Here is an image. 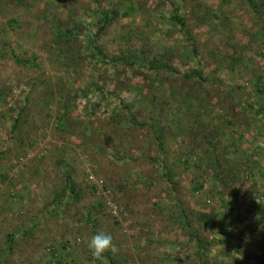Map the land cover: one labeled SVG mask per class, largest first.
Masks as SVG:
<instances>
[{"label": "rangeland", "instance_id": "rangeland-1", "mask_svg": "<svg viewBox=\"0 0 264 264\" xmlns=\"http://www.w3.org/2000/svg\"><path fill=\"white\" fill-rule=\"evenodd\" d=\"M121 1L0 0V249L7 247L9 234L16 235L0 264H51L56 257L62 264H200L196 242L189 241L188 228L175 216L177 200L190 212L201 208L220 214L216 231L205 232L213 243L204 264H239L235 257L245 259L243 264H263L264 221L250 207L256 199L264 205V111L257 113L264 99L258 92L264 85V56H258L264 51V18L245 0H136L128 16L98 29L99 5L108 10L122 4L118 9L123 12L128 2ZM170 1H183L192 41L170 23ZM255 2L264 10V0ZM200 13L209 14V25L197 23L194 17ZM67 30L80 33L73 45L83 55L88 46L102 53L70 65L57 53L55 39ZM228 40L247 53L234 71L215 66L208 55L213 44L218 49ZM193 41L203 48L197 56ZM135 50L140 56L167 53L181 73H163L165 83L146 68L145 75L126 68L117 77L115 70L122 67L109 58ZM75 56L67 53L72 62ZM198 71L203 78L195 76ZM197 93L202 101L187 110L184 96ZM65 102L71 113L61 120ZM122 103L139 121L150 116L158 121L166 157L174 163V186L151 159L157 151L147 128L126 131L131 119ZM23 108L24 124L15 128ZM226 117L231 124L224 123ZM212 125L219 127L209 138L219 142L223 168L245 158L252 165L242 183H234V188L241 186L239 203L225 217L234 221L232 233L223 220V204L232 199L214 189L210 172L204 173L205 190L194 192L192 180L201 171H185L181 163L195 138L190 130L201 131L200 142ZM232 140L239 142L238 153L232 151ZM223 145L232 151L229 155H222ZM68 178L79 185V201L62 193ZM34 223L31 234L20 235ZM99 232L112 236L117 251L96 260L88 241Z\"/></svg>", "mask_w": 264, "mask_h": 264}, {"label": "trees", "instance_id": "trees-1", "mask_svg": "<svg viewBox=\"0 0 264 264\" xmlns=\"http://www.w3.org/2000/svg\"><path fill=\"white\" fill-rule=\"evenodd\" d=\"M14 1L18 3L24 2V0H14ZM123 2H125V0L121 1V3ZM126 2H128L127 3L128 5L123 12H120V10L118 9V7H121L120 5L122 4L118 5L116 3V5L110 6L108 10H104L100 8V5H99L98 12L101 14V17H100V21H97L98 29L103 30L107 25L112 24L119 16H128L130 14L129 11L134 10L133 9L134 2H136V0H127ZM245 2L249 4V6L254 10L256 14L264 18V10L261 9L262 6L258 5L255 2V0H245ZM196 5H199V4H196ZM169 6L172 12V15L169 17L170 23L174 27H176L177 30L179 29L178 32L184 33L188 37L187 39L188 41H192V37H191L192 32L189 29L190 27L187 25V21L189 19L186 13H184L185 10L183 11V9H185L183 1L180 4L170 1ZM194 18H196L197 23L200 25H209L211 23V21L208 20L209 14L207 13H203V14L200 13L199 16H196ZM224 20H226V18L223 19L222 21ZM79 36H80V33L71 32L69 30L60 31L55 35L56 44L58 46L57 53L60 56H65L64 60H66L70 65L72 63L77 64L80 62L89 61L90 58L95 59V56L93 55L94 53H97L99 55L102 53L100 49H97L96 51H92L91 47L88 46V48L83 47L86 53V55H83L81 48L76 49L74 48V45H73L75 44V42L78 41ZM88 39H90V41L93 40L92 38H88ZM230 41L231 40H228L223 45L219 46L220 48L218 49H215L214 47H216V44H213L211 49L210 48L208 49V52H209L208 55L210 59H212L213 64L215 66L222 67V68L224 66V69L228 68L229 71H234L235 67L241 66L246 62L245 58H247L246 57L247 53L245 52L246 50H244V47H242V45L230 43ZM69 51H73L76 55L73 58L74 60L73 62L68 60L69 58L67 57V53ZM136 51L137 50L129 51V53L123 52V55L121 56H116V57L114 56V57L109 58L112 60L111 62L113 63L112 65H114V67H117V68L119 66L122 67L119 73L117 72V70H115L117 77L122 76L126 72L127 70L126 68H130L131 70H133V73L135 76L140 75V73L141 75L142 74L145 75V73L141 71L143 68H146L148 70L155 71L156 75L158 77H161L159 79L165 83V80L167 78L162 76L163 73H173V72L181 73L180 69H178L177 67H174L173 64L169 63V59L171 57H168L167 53L159 54L157 56L147 55V54H143L142 56H140L139 54H136ZM193 51H195V55L197 56L199 55V52L201 51L203 52V48L200 47L199 49V46L195 43V41H193ZM258 56L263 57L264 51L263 52L259 51ZM23 62L24 64L26 63L25 61ZM194 73H195V76H199V77L201 76L203 78L202 71H198ZM191 76L192 78L194 77L193 74H191ZM145 78L146 79L148 78L149 81L152 80V76L150 77L146 76ZM127 81H129V79H127ZM121 83H123V81H121ZM60 87H62V85ZM127 90L129 91L132 90L131 85L128 84ZM258 92L261 95H264V85L262 86V89L258 90ZM138 94H139L138 96H140V92H138ZM154 97L157 98L156 96ZM184 98H185V105H186L185 107L187 110L193 109V107L196 106L195 101H202V97L199 93H197V95H192V96L185 95ZM69 103L65 102V104H63L64 107L66 108V111L63 112L61 116L59 117L61 118V120H68L69 114L71 113V109L69 108L70 106ZM262 103L263 105H261L258 108L257 113L264 111V99ZM122 106L126 110V112L128 113V116L131 119V123L128 125V129L126 131L129 130L128 134L129 133L135 134V132L140 130L141 128L142 129L145 127L147 128L148 132H150L149 134L152 136V139H153L152 143L155 144L156 151H157V157H152L151 159L154 162L159 164L161 171L163 172L164 177L166 178L167 183L170 184V186H174L175 177H176V173L174 172V163L170 164V162L168 161L166 157L167 155L166 154V143H165L166 138H165V134L162 128H160L158 121L156 120V118H153L152 116H150L148 119L144 121H141V120L139 121V119L136 116L137 114L133 113V111H129V107L127 105H124L122 103ZM209 108H210V104H209ZM209 108L204 109V111L210 112L212 109H209ZM242 109H243V112H247V110H249V107L243 104ZM26 112H27V109L23 108L22 112L19 113L17 117V121L15 123V128L17 127L22 128L24 124V121L22 122L23 115H25ZM228 115L230 114L227 113L226 111V116ZM230 116H233V115H230ZM218 119L219 117H217L216 121H218ZM224 119H225L224 123L226 122L227 124H231L230 121H226V120H229L228 117ZM166 121L167 119L164 122ZM197 121L200 123V119H197L196 122ZM220 121L223 123V119H221ZM216 124H221V123L218 122ZM186 127H189V126H186ZM190 132H192L195 138L190 141L188 148L185 150V153H184L185 159L182 160L181 163H183L185 171H189L193 167L196 168L195 170L197 173L200 174V171H201L200 177L192 180L193 185H194L192 187V190L194 192L204 191L205 182H206L204 173H206L207 175L210 172V174L212 175V178L214 179L213 180L214 189L219 193V195L229 196V198L232 199L231 201L228 202L229 203L228 205L223 204V206H225L224 208L227 210V213L223 215V220L225 224L227 225V230L231 232L232 230H234V227H232L234 224V221H230V220L226 221L225 217H227L228 212L233 207H235L236 204L239 203V196L241 192V186H239L238 188L237 187L234 188V183L236 184L242 183L243 181L242 174L245 173L244 171L246 169L247 171H250L252 169V165L250 161H248L247 158H245V161H242V163L240 162L238 166L229 167L227 170L223 168V164L221 163V159H220L221 155H219L218 149H217L219 147V142L217 141L215 142L214 139L209 138L210 136L216 135V133L218 134L219 132L218 126L212 125L211 129H209L207 132H204L202 139L200 137V140H202L200 142L198 139V135H200L201 131L191 129ZM124 133L127 134V132H124ZM185 133L186 131L184 129L181 131V135H180L182 137L181 140L183 144L186 143V140L184 137ZM258 134L262 135L263 131L262 132L260 131V133ZM241 137L242 136H240V138ZM231 146H232L233 153L235 152L238 153L239 142L236 140H232ZM222 147H225L224 148L225 153L222 152L223 156L229 155L230 152H232L228 149V146L223 145ZM197 148L199 149L201 148L202 150L200 152H197L196 151ZM194 155H196L195 160L193 159ZM0 156H1V153H0ZM240 166H242V168ZM2 179L5 180L6 177L2 176ZM67 180L68 182L64 186V190L62 192L63 195L64 196L70 195L72 200L79 201L80 200L79 199L80 198L79 185H77L75 181H73L71 178H68ZM229 189H231V193L229 195H226V192L228 193ZM222 200L223 201L225 200L224 197H222ZM176 205H177V211H179V213L178 214L175 213V216H179L180 221L188 228L186 230L188 231L189 241L196 242L197 247H198L199 256L201 258L200 264H204L205 262L204 260H205L206 253L208 252V248L213 243L212 241H208V239L205 237V234H206L205 232L210 231L213 233L216 231L215 228L218 223L217 219L218 217H220V214L214 212L213 210L208 211V210L201 209V208L190 212V210L188 211L185 207H183V202L179 200L176 201ZM252 207L253 208L256 207L258 209V211L260 212L261 220L264 221L263 203L259 201V199H256L252 202V206L250 208L252 209ZM237 219L238 220L242 219V215L240 214V212L237 214ZM36 225L37 223H34L33 225H30L29 227L27 226L25 230H23L20 233V235L25 237L26 235L31 234L32 229L35 228ZM15 240H16V235H13V234L8 235V238L6 240L7 247L5 248V250L0 249V259L4 257L5 252H9L12 250V247H13L12 244ZM227 244L230 245L231 244L230 241H228ZM260 247L264 251V245H261ZM223 254L229 257L227 252H224ZM234 259L239 264H243L246 261L245 259L238 258V257H235ZM111 262L112 264H114L113 261ZM51 264H62V259L59 257H56V261L52 262Z\"/></svg>", "mask_w": 264, "mask_h": 264}, {"label": "clouds", "instance_id": "clouds-1", "mask_svg": "<svg viewBox=\"0 0 264 264\" xmlns=\"http://www.w3.org/2000/svg\"><path fill=\"white\" fill-rule=\"evenodd\" d=\"M88 249L92 257L96 260L101 259L108 251L113 253L117 251L112 236L104 232L96 233L90 237L88 241Z\"/></svg>", "mask_w": 264, "mask_h": 264}]
</instances>
